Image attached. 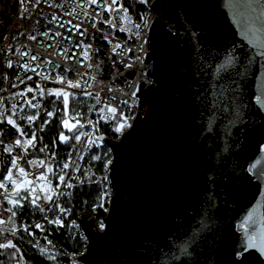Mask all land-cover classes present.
Listing matches in <instances>:
<instances>
[{"label":"water","instance_id":"95a60500","mask_svg":"<svg viewBox=\"0 0 264 264\" xmlns=\"http://www.w3.org/2000/svg\"><path fill=\"white\" fill-rule=\"evenodd\" d=\"M155 15L139 110L110 149L113 197L103 230L91 214L81 264H236L248 212L264 217V109L255 102L264 57L254 56L247 0H146ZM235 57L227 70L218 67ZM257 227H261L257 223ZM186 249V251H185ZM244 264H264L250 250Z\"/></svg>","mask_w":264,"mask_h":264},{"label":"built area","instance_id":"2783aa9c","mask_svg":"<svg viewBox=\"0 0 264 264\" xmlns=\"http://www.w3.org/2000/svg\"><path fill=\"white\" fill-rule=\"evenodd\" d=\"M120 2L123 3L124 7H127L124 4V0H120ZM79 3L82 6L88 7L89 15L87 17L84 15V12L81 9H78L74 14L76 18H73V16L64 15L65 12H70L73 8L77 7V0H47V2H45V0H41V3L36 6H34L35 0H26L25 6H27L29 9V11L26 13L22 11L23 6L19 0H0V89L4 90L0 91V96L8 97L17 92H24V97H17L18 104L23 107V112H21V115H24L25 113L34 114L37 111V109L29 108V106L24 103L25 99L31 100L33 95H35L36 99L32 100V102L36 103L39 101L41 104L40 116L30 127L27 125L26 120L17 119V124H19L24 129V131L28 133L27 137H20L21 139L30 138L31 130L33 128L37 130V140L35 141L36 147L34 149H28V155L26 159L44 160L46 163H51L52 155L55 153V159L59 161L60 165L62 166V164L68 160L67 154L69 152H72L74 159L77 157V152L72 148V144H75V141H71L68 148H61V146L58 144V136L57 140H55V146H53L47 143L45 140V131L48 124L44 126V131H39V127L44 119H48L51 122L57 115L58 112L53 117H46L44 114L45 109L48 111L52 110V101L56 100V97L47 95L41 97L35 91L27 92V88H33L35 90L37 83H39L40 86L45 89V91L49 88H62L64 85L54 82L57 75H67V78L73 81L79 80L81 83V89L67 90L76 94V100L84 99L89 101V107L95 105V109L93 111H89L88 108L86 113H83L82 108L84 104H79L81 109L78 111L83 115V118L80 120V122L85 125L81 131L92 133L93 138L99 137L101 134H99L98 128L100 125H104L110 131V136L107 137L114 140H119L121 136L130 128H125L123 134L115 132L114 129L116 126H118L116 120L108 119V114L106 112L100 111L101 109L105 108L107 98L111 96H115L117 98V103L119 104L117 116H119L120 110H123L126 117L135 116L136 119L140 107L139 98L136 97L139 91H136L135 97L131 99L129 98L131 97L132 92L136 90L137 86L140 88L141 82L146 83L145 86H150L153 83V80L147 75L148 70H151V63L146 64L144 62L146 60L147 54L149 53L148 39L155 15L150 13L148 9L145 14H131L130 11H128V14L132 17L133 23L141 25L138 30L132 29V32L139 31L140 35L137 38L130 32H120L118 28H112L106 23L101 22L100 17L96 16V13H100V15L105 19H109L111 17L107 12H102L101 9L95 4L88 6L86 5L85 0H79ZM49 4H66V6L64 8L49 7ZM53 13H55L58 17H61V19L52 21ZM92 17L95 18L93 19ZM141 17L147 20V27L144 26V19ZM66 20H72L73 24H80V22L83 21V24L81 25V31H83V29H87V32L81 36L79 33L73 34V32H67L66 28L70 27L69 25H66L65 28H59L58 25ZM49 21H52V23H49ZM116 23L117 25H121L124 22L117 18ZM93 24H95V27H93ZM48 29H55L63 33L64 36L71 38L63 39L62 37H58L56 39H49L43 35V33ZM106 32L109 33L108 40L104 39V34ZM29 35H36L38 41H44L45 43H37V41L29 40L27 38ZM130 36L131 38H129ZM57 40H62V45L56 48L45 47V44H51L55 46ZM78 40H82L84 44H91V49H89L91 56L90 60L86 61L84 60L83 56L80 55L83 51V48L75 46ZM109 40H111V43H109ZM125 41L127 42L125 46L132 48L133 51L127 53L122 49H117L116 53L111 51L113 44L120 43L124 45ZM9 46H11V51L8 50ZM62 46H72L71 50L68 52V55L72 56V53L75 52L76 57L65 60L63 56L57 55L56 52L59 50V47ZM16 48H20L21 53L30 49L34 53H39L41 58L38 61H30L28 56L21 55V53H16ZM137 56H139L140 59H135ZM48 60H51L54 63L48 64L46 62ZM77 60L80 62L77 63ZM9 61L13 62L12 68L7 66ZM113 61L116 63L113 64ZM26 62L31 63L34 66L35 71H25L24 68L20 67V65H23ZM37 63L39 65L38 67H36ZM89 63L94 66L97 63H100L101 71H96L95 67L89 69L87 67ZM129 63L132 64V67L130 68L126 67V65ZM57 64L60 65L59 68L56 67ZM65 68H69L71 71L65 73L63 71ZM36 73H39L40 75H37ZM49 73H51V76L48 80L41 79L42 76L48 75ZM77 73H88V75H83L81 77L77 75ZM92 75L96 76V80L90 79ZM17 76H20L24 82L21 83L20 80L16 79ZM27 76H31L32 79L27 80ZM85 81H87V83H85ZM13 84L18 85V87H13ZM88 84H91V87H88ZM109 88H112L113 90L109 91ZM82 89L93 93V96L83 95ZM95 93H99L102 103H96V100L94 99ZM123 100H128L129 103L127 105L120 103V101ZM133 100L135 103H133ZM57 103H59V101L56 102L55 106L59 108L60 104ZM10 106L11 102L6 101V107ZM112 106L115 107L116 105L114 104ZM102 116L106 118L101 119ZM135 119H129L128 122L133 125ZM89 121L92 123H88ZM93 124L95 125V128L93 127ZM64 130L67 131L65 128ZM18 137L19 133L16 131V129L7 124L6 121L0 123V141H3V143H0V160L4 162L3 164H0V174L6 171L7 167L11 166V156L3 152V147L7 144H12ZM87 140V137H81V141L84 143H87ZM97 143L99 144V147L93 144L90 152L83 153V159L79 160L81 169L79 172H74L72 168L65 170L68 172L69 176L75 175L80 177V173L84 167L88 155L95 151H98L99 154H101L104 148H106V146L100 140H98ZM45 145L48 146L47 149L44 152H41L40 149ZM79 147L80 146L77 145V148ZM22 151L23 150L21 148H14L12 155L22 154ZM20 165L25 167L31 173H40L45 171V169L42 167L38 168L27 165L24 160L20 161ZM51 166L53 167L54 171L58 172V168L55 164H51ZM109 167L110 165H108L107 170L99 175L96 180L98 182H95V184L101 188L102 193L105 191L109 193L108 196H105L108 199V203L114 196L109 178ZM105 176H107V181L102 179ZM67 179L68 177H66V180ZM52 183L55 187L59 181L57 179H53ZM72 183L76 185V187H79L85 185L86 181L83 184H80L78 180L74 179L72 180ZM76 187L73 189H64L63 186H61V190L70 191L72 193ZM70 200L71 197L63 196L60 198V205L66 209H71L69 207ZM0 202H2L0 203V216H2L4 219H7L10 213L5 211V209L10 207V205L4 201L3 196H0ZM41 202L43 203V201ZM26 203L27 202L25 201L24 205H26ZM45 206L50 207L51 204L49 203ZM36 212L40 215V219L37 220V222H40L44 226L43 232L39 229H36L38 235L34 234V236H31V239L25 238L23 235L26 233L21 230L18 233V236L23 237V240L12 237L9 238H12L14 243H16V241H25L29 243V241H31V243H29L31 246H33V244H35L36 240L38 239L41 246L49 249V254L53 252L57 254L56 259L50 260L51 262L55 264H81L78 261V257L82 254L74 258L69 257L68 263H61L59 255L62 257H67L61 248L57 247L54 242L49 245L48 241L43 239V237L47 236L48 240H50L48 233L52 226L63 228L65 226L67 228V236L70 237L71 235H79L86 241L77 219H69L71 216V211L67 214H63L60 213L58 209H56L54 212L48 213L49 219H54L55 217L59 216L62 220L63 226L48 224L47 221L41 218L42 214L39 213L38 210H36ZM65 220H68L66 225L64 224ZM73 222H75V224H73ZM16 223L17 226L20 225L17 221V217ZM100 225L101 224L97 225L98 228L103 230ZM29 230L34 233L32 228ZM42 256L47 257L46 255Z\"/></svg>","mask_w":264,"mask_h":264},{"label":"snow or ice","instance_id":"6c2138e0","mask_svg":"<svg viewBox=\"0 0 264 264\" xmlns=\"http://www.w3.org/2000/svg\"><path fill=\"white\" fill-rule=\"evenodd\" d=\"M19 2L23 6L22 11L25 13L28 12L29 9L27 6H25L26 0H19ZM45 2H47V0H45ZM140 2L145 3L146 0H140ZM40 3L41 0H35L34 6L39 5ZM85 3L88 6L95 4L98 8L101 9L102 12H107L109 14L111 18L105 19L103 16L100 15V13H96V16L100 17L101 22L106 23L112 28H118L120 32H130L137 38L139 37V31L132 32V29L138 30L141 25L133 23L132 17L128 14V8L124 7L123 3H121L120 0H85ZM65 6L66 4H49V7L64 8ZM247 6L252 10L254 16L253 25L248 29L249 33L257 37H264V0H247ZM78 9H81L86 17L89 15L88 7L82 6L79 3V0H77V7L73 8L70 12H65L64 15L73 16V18H76L74 14L77 12ZM92 18L94 19L95 17ZM117 18L124 23L121 25H117ZM141 18L144 19L143 17ZM59 19H61V17H58L55 13L52 14V21H56ZM52 21H49V23H52ZM82 24L83 21H81L80 24H73L72 20H66L63 21V23H60L58 27L65 28L66 25H69L70 27L66 28L67 32H73V34L79 33V35L83 36L87 32V29H83V31H81ZM144 26L147 27L146 19H144ZM93 27H95V24H93ZM43 35L45 37H48L49 39H56L58 37H62L63 39L71 38L68 36H64L63 33L55 29H48L43 33ZM27 38L29 40L37 41V43H45L44 41H38L36 35H29ZM129 38H131V36ZM104 39H109V33L106 32L104 34ZM109 43H111V40H109ZM126 43L127 42L125 41L124 45L120 43L113 44L111 51L113 53H116L117 49H122L126 53L133 51L132 48H128L125 46ZM60 45H62V40H57L55 46L51 44H45V47L56 48ZM75 46L83 48V51L80 55L83 56L84 60L87 61L91 59L89 53V49H91V44H84L82 40H78ZM254 46L258 49L254 56L264 57V38L257 39ZM71 47L72 46L59 47V50L56 52V54L59 56H63L65 60L72 59L76 57V53L73 52L72 56L68 55V52L71 50ZM8 50L11 51V46H9ZM15 51L16 53H21L20 48H16ZM21 55L28 56L30 61H38L41 58L39 53H34L30 49L24 51L23 53H21ZM135 59H140V57L137 56L135 57ZM234 60L235 57H229L223 64L218 67L217 70H227V68H229L234 63ZM46 62L48 64L54 63L51 60H48ZM79 62L80 61L77 60V63ZM100 63H97L95 66L89 63L87 67L89 69L95 67L96 71L99 72L101 71ZM115 63L116 62L113 61V64ZM7 66L9 68H12L13 62L9 61ZM38 66L39 65L37 63L36 67ZM20 67L24 68L25 71H35V68L31 63L26 62L23 65H20ZM56 67L59 68L60 65L57 64ZM126 67L130 68L132 67V64L129 63L126 65ZM63 71L67 73L68 71H71V69L65 68ZM36 74L40 75L39 73ZM77 75L82 77L83 75H88V73H77ZM50 76L51 73L42 76L41 79L48 80ZM16 79L20 80L21 83L24 82V80L21 79L20 76H17ZM26 79L31 80L32 77L27 76ZM90 79L96 80V76L92 75ZM54 82L64 85V87L55 89L49 88L45 91V89L42 88L39 83H37L35 90L33 88H27V92L35 91L41 97H44L45 95L56 97V100L52 101V110H44V114L46 117H53L57 112H61V109L55 106L57 101L63 104V111L59 117L60 124L63 126V128L67 129L68 132L72 133V135L67 136L64 134L63 131H61L59 133V140L62 143L66 144L70 141H75V144H72V148L74 151L77 152V157L74 159L72 156V152H69L67 154L68 160L65 161L62 166L60 165L59 161L55 159V153H53L52 155L51 163H46L44 160L26 159L28 155V149H34L36 147L35 141L37 140V130L33 128L31 130L30 138L21 139L20 137H27L28 133L25 132L19 124H17V119L26 120L27 125L30 127L39 118L41 104L39 101H37L36 103L32 102V100L36 99V96L33 95L31 100L25 99L24 103L27 104L31 109H37V111L34 114L25 113L24 115H21V112H23V107L20 106L17 102V97L25 96L24 92H17L8 97L0 96V123L6 121L7 124L11 125L19 133V137L12 144H7L3 147V152L11 156V166L7 167L6 171L0 174V190H2L0 191V196H3L4 201H6L8 205H10V207L5 209V211L10 213V215L7 219H4L2 218V216H0V257H7V259H0V264H13V262H15V264H25L23 255L21 254V249L17 246L16 243L13 242L12 238L23 240V237L18 236V233L21 230H23V232L26 233L28 236H34V233L29 230L31 228L39 229L42 232L44 231V226L37 221H33L32 224L21 223L19 226H17V211L24 208L25 201L31 206L32 209L38 210L39 213L42 214L41 218L47 221L48 224L63 226L62 220L59 216L55 217L54 219H49L48 217V213L54 212L56 209H58L59 212L63 214H67L71 211V209H66L60 205L61 197H71L72 195L70 191L61 190V186H63L64 189H73L74 187H76V185L72 183V180H78L80 184H83L85 182L78 176H69L68 172H66L65 170L72 168L74 172H79L81 170L79 160L83 159V153L90 152L93 144L99 147L97 141L103 139V137L93 138L92 133L81 131V129H83L85 125L80 122V120L83 118V115L82 113L77 111L76 94L67 90L81 89L80 81H73L71 79H68L67 75H57ZM85 83H87V81H85ZM12 86L18 87V85L16 84H13ZM88 87H91V84H88ZM112 90V88H109V91ZM256 90V95L254 97L255 102L262 109H264V77L260 78L259 82L256 85ZM0 91L4 90L0 89ZM136 91H139V86H137L136 90L132 92L131 97L129 99L136 96ZM82 93L86 96H93V93L87 92L83 89ZM94 99L96 100L97 104L102 103L99 93L94 94ZM6 101L11 102L10 107H6ZM120 103L127 105L129 101L123 100L120 101ZM133 103H135L134 100ZM114 104L116 105L115 107L112 106ZM94 109L95 105L89 107V111H93ZM118 109L119 104L117 103V98L115 96H111L107 98L105 108L101 109L100 111L106 112L108 114V119L116 120L118 126L115 127V132L123 134L125 128L132 127V125L128 121L129 119H135V116L126 117L124 115L123 110H120L119 116H117ZM105 118L106 117L104 116L101 117V119ZM49 123L50 121L48 119H44L39 127V131H44V126ZM88 123L92 122L89 121ZM93 127L95 128L94 124ZM81 137H87V143L81 141ZM0 143H3V141H0ZM55 143L56 141L53 140V146H55ZM77 145H79L80 147L77 148ZM47 147L48 146L45 145L43 148L40 149V151L44 152ZM14 148H21L23 150L22 154L12 155ZM90 159L98 161L101 160L102 157L100 155H93L90 157ZM21 160H24L25 163L29 166H34L38 168L42 167L45 169V171L40 173H31L25 167H22L20 165ZM3 163L4 162L0 160V164ZM51 164H55L57 166L58 172L53 170ZM110 164L111 160H106L104 165L105 170H107L108 165ZM262 164H264V157H261L254 164H252L248 171L251 172L253 169H257L258 165ZM87 173H90V169L86 170V174ZM66 177H68L67 180ZM257 177L264 178V167H261L257 171ZM53 179H57L59 181V183H57L55 187L52 183ZM87 179L90 183L98 182L91 181L90 175H87ZM102 179L104 181H107V176L103 177ZM108 195L109 193L107 191L101 194V197L99 198L101 199V203L98 205L99 207H103V197ZM41 201H43V203ZM49 203L51 204V206L46 207L45 205H48ZM261 206H264V201L261 202ZM104 210L107 211V209ZM258 212L259 207H255L250 212H248L247 217L242 220L240 227L242 229L243 235L241 238V243L239 245V250L234 253L236 264H244L245 255L253 249L257 250L262 256H264V217L258 218ZM257 223H259L261 227L258 228ZM73 224H75V222H73ZM100 227L103 229L106 226L103 224V222H101ZM43 239L47 240L49 245L52 244V241L48 240L47 236L43 237ZM29 243H31V241H29ZM33 247L37 248L41 255H46L47 259H56L57 254L55 252L49 254V249L41 246L38 239L36 240V243L33 244ZM17 257H19V259H17Z\"/></svg>","mask_w":264,"mask_h":264},{"label":"trees","instance_id":"16d2710c","mask_svg":"<svg viewBox=\"0 0 264 264\" xmlns=\"http://www.w3.org/2000/svg\"><path fill=\"white\" fill-rule=\"evenodd\" d=\"M124 4L127 6L128 10L131 14H145L147 12V8L143 6L140 0H124ZM77 101V111L81 109L79 104H84L83 113H86L89 108L90 102L84 99H79ZM60 104L59 109L61 112H58L55 118L47 125L45 131V140L50 145H53V140H57L59 133L63 131L65 135L71 136L72 133L64 130L63 126L60 124V115L63 111V104ZM98 132L101 135L110 136L109 129L100 125L98 128ZM71 141L69 143H62L58 139V144L61 148H68ZM93 155H100L102 157L101 160H91L90 157ZM110 159L112 161V156L108 148H104L101 154L98 151L92 152L88 155L84 167L80 173V178L86 181V184L83 186L76 187L72 191L71 200L69 201V207L71 208V216L69 219H78L79 216L85 213H89L94 218L97 225L104 223V219L107 215L109 203L106 197H103V207H99L98 205L101 203L102 190L101 188L95 184V182H89L87 179V175L91 176V181H96L102 172L105 171V162ZM90 169V173L86 174V170ZM104 209H107L105 211ZM40 219V215L37 214L36 210L32 209L31 206L26 203L23 209L18 210L17 221L19 224H32L33 221H37ZM68 220H65V225ZM34 230V234L38 235L37 230ZM23 233V232H22ZM25 238H31L27 234L23 235ZM48 237L52 242L56 244L57 247L61 248L64 254L67 256H60V262H69V257H77L80 254H83L86 247V241L81 238L79 235L75 236H67V228L52 226L49 230ZM32 239V238H31ZM16 244L21 249V254L23 255L25 264H55L47 259V257L42 256L41 253L31 246L29 243L25 241H16ZM11 251V250H9ZM0 259H7V257H0ZM19 259V257H17ZM15 264V262H13Z\"/></svg>","mask_w":264,"mask_h":264}]
</instances>
